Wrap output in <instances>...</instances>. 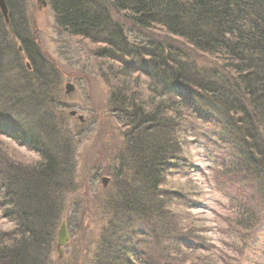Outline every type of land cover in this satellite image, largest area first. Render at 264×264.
Instances as JSON below:
<instances>
[{
	"label": "trees",
	"instance_id": "1",
	"mask_svg": "<svg viewBox=\"0 0 264 264\" xmlns=\"http://www.w3.org/2000/svg\"><path fill=\"white\" fill-rule=\"evenodd\" d=\"M49 3L59 26L102 44L93 51L116 121L126 131V149L113 167L115 186L104 201L107 218L96 264H209L202 255L183 252L208 251L210 245L189 227L186 190L165 184L174 171L187 167L188 137L215 155V181L237 213L229 235L243 239L259 257L263 245L257 238L264 234V0ZM8 7L31 70L16 54L0 13V138L13 137L37 159L17 162L0 144V264H49L53 224L74 180L75 147L48 115L54 101L47 95L54 81L45 74L50 61L40 56L20 22L23 3L8 0ZM121 13L129 30L116 19ZM33 97L38 103L26 106ZM255 182L262 194L243 201L249 193L245 186ZM4 218L13 226L4 229Z\"/></svg>",
	"mask_w": 264,
	"mask_h": 264
},
{
	"label": "rangeland",
	"instance_id": "2",
	"mask_svg": "<svg viewBox=\"0 0 264 264\" xmlns=\"http://www.w3.org/2000/svg\"><path fill=\"white\" fill-rule=\"evenodd\" d=\"M47 1L19 0L28 12L36 44L53 65L54 81L49 84L47 95L54 101L48 106V115L53 116L74 143L75 172L73 183L68 184L66 197L54 221V239L50 240L51 248L46 259L49 264H96L95 256L100 251L103 225L107 218L104 201L115 186L113 167L126 149V131L116 121L110 89L95 58L94 51L102 44L89 42L60 29ZM115 15L116 19L124 22L127 30L132 27L124 14ZM127 33L130 39H134L135 34ZM133 33H136L135 30ZM68 83L73 86L69 93L66 92ZM33 98L27 100L26 106L34 101L38 103ZM71 111H75L76 115L72 116ZM190 140V137L186 140L190 159L187 167L174 171L165 184L169 181V185L186 190L189 196L185 200L187 209L184 214L191 219L189 227L193 225L192 229L209 242L210 249L183 252L192 256L202 255L209 264H245L244 260L250 261L246 264H264V234L257 238V242L263 245L259 257H253L249 244L245 245L243 239L229 235L235 228L233 222L237 213L226 190L218 186L217 179L215 181L218 172L214 164L215 155L203 142L196 141L194 145ZM0 142L6 154L13 156L17 162L37 159L35 153L13 137L2 136ZM103 177L108 178L106 184L102 181ZM245 187L249 193L243 201L262 194L258 182L248 183ZM62 221L67 223L70 238L60 260L56 252V234ZM1 224L4 229L13 226L5 218Z\"/></svg>",
	"mask_w": 264,
	"mask_h": 264
},
{
	"label": "bare ground",
	"instance_id": "3",
	"mask_svg": "<svg viewBox=\"0 0 264 264\" xmlns=\"http://www.w3.org/2000/svg\"><path fill=\"white\" fill-rule=\"evenodd\" d=\"M48 2V4H49V1H47ZM47 2L45 3V4H47ZM6 3H7V6H8V0H6ZM23 3V2H22ZM23 10H24V12H23V14H22V16H20V22L23 24V25H25L26 26V28H27V32H28V36H29V38L30 39H32V40H34V42L35 43H37V38H35V37H33L32 36V34H31V32H32V29H31V27H32V25H30L29 24V22H28V18H27V14H28V12H27V10H26V7H25V5H23ZM1 13V12H0ZM1 16H2V18L4 19V22L7 24L6 26H7V33H9V35L11 36V39L15 42V45H17V49H16V51H17V53L16 54H18V55H20V57L23 59V60H26V66H27V69L28 70H31V65H30V62L28 61L29 59L28 58H30V56L29 55H27L23 50H22V40H23V36H22V34L21 33H19L18 32V29H15L14 27H13V23L11 22V16H10V8L8 7V21L5 19V17L2 15V13H1ZM57 22V21H56ZM12 23V24H11ZM57 26L60 28V29H62L64 32H66L67 34H69L70 32H69V30L66 28V27H61V26H59L58 24H57ZM71 34V33H70ZM3 40H8V37H4V39ZM9 55L10 56H14L15 54H14V52L13 51H11V52H9ZM40 56L41 57H43V58H47L46 57V55L44 54V53H40ZM40 57V58H41ZM42 59V58H41ZM47 71L45 72V74H47V75H52L53 74V72L54 71H52V66L53 65H51V63L50 62H48L47 63ZM56 252H57V250H56Z\"/></svg>",
	"mask_w": 264,
	"mask_h": 264
},
{
	"label": "water",
	"instance_id": "4",
	"mask_svg": "<svg viewBox=\"0 0 264 264\" xmlns=\"http://www.w3.org/2000/svg\"><path fill=\"white\" fill-rule=\"evenodd\" d=\"M0 11L2 15L5 17V19L8 21V6L6 0H0ZM66 88H67L66 90L67 93L73 90V86L69 83L66 85ZM70 114L74 116L76 115V112L71 111ZM79 118L83 120V117L81 115H79ZM102 181L104 184H106L108 182V178L103 177ZM69 238L70 235L68 232L67 223L65 221H62L56 234L57 254L60 260L63 258L64 250H65L64 248L65 245L68 243Z\"/></svg>",
	"mask_w": 264,
	"mask_h": 264
}]
</instances>
